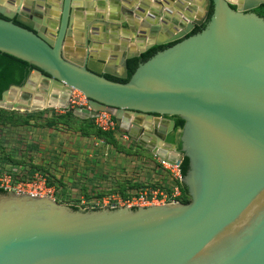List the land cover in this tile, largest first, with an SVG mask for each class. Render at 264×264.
Masks as SVG:
<instances>
[{"label":"water","instance_id":"1","mask_svg":"<svg viewBox=\"0 0 264 264\" xmlns=\"http://www.w3.org/2000/svg\"><path fill=\"white\" fill-rule=\"evenodd\" d=\"M117 1L46 0L45 12L36 1L32 15L29 6H0V51L33 66L22 84L2 91L0 107H58L79 118L107 111L155 156L188 159L180 182L189 201L74 208L3 188L0 264H264V17L252 11L264 0H153L157 9L177 8L182 21L166 15L158 38L159 26L148 24L146 42L122 49L120 71L116 54L104 59L109 39L117 46L118 28L135 32L146 4ZM154 45L167 46L128 77V60ZM74 90L90 108L70 106ZM172 132L179 149L167 140Z\"/></svg>","mask_w":264,"mask_h":264},{"label":"rangeland","instance_id":"2","mask_svg":"<svg viewBox=\"0 0 264 264\" xmlns=\"http://www.w3.org/2000/svg\"><path fill=\"white\" fill-rule=\"evenodd\" d=\"M0 109L5 110V114L13 110L16 112L37 110L6 107ZM47 109L43 113L44 116L66 110L58 107ZM35 124L0 122V166L9 169L17 165L24 171L31 164L41 165L45 169L44 172L61 178L65 184V187L60 185L58 188L59 194L65 191L67 202L57 200L58 202L69 201L79 205L80 208H89L99 202L98 207H103L109 206L102 204L103 199L112 200L115 197H122L120 188H125L128 193L135 195L144 189L166 190L167 187L172 186L171 173L150 150L136 143L132 144V150L129 152L126 149L128 148L126 144L130 143L128 140L125 143L121 142L125 148L122 152L114 148L115 151L111 155H103V151L93 144L91 137L82 136L74 129L42 127ZM3 174L11 175L8 172ZM35 174L44 176L40 172H35L33 175ZM51 180L57 182L53 178ZM133 182L144 186L138 188L139 185ZM84 192L90 196L89 199L84 196ZM98 193L101 194L100 197Z\"/></svg>","mask_w":264,"mask_h":264},{"label":"trees","instance_id":"3","mask_svg":"<svg viewBox=\"0 0 264 264\" xmlns=\"http://www.w3.org/2000/svg\"><path fill=\"white\" fill-rule=\"evenodd\" d=\"M234 7V6H232ZM255 13H257L260 16L264 17V3H261L259 6L254 8L253 10ZM201 27L194 28L190 34L195 33L199 31ZM167 45H154L142 54L140 56L129 59L128 60V77L131 75V73L134 71L136 66L139 62H142L149 58L151 55H153L156 51L166 47ZM33 66L28 64L26 61L17 58L13 55H10L5 52L0 51V97L3 90L9 87L11 84H22L26 76L29 74V72L32 70ZM109 78L113 80H120V81H126V79H117L114 77ZM48 110L47 108L44 109H37L30 112H16L13 110V112H9L8 114H5V110L3 111L0 109V122H10V123H18L19 125H39L42 127H50V128H57V127H64V129H70L75 130L80 133L82 136L91 137L93 144L95 146H99L100 149L103 151V155H111V153L114 150V148L122 152L124 148V145L121 144V142L130 141V143H127L126 148L129 151H131L132 144L136 143L138 146L144 148L143 146L139 145L137 142L133 141L132 139L124 140L120 137L119 127L117 126L115 131H103L99 129L95 123L94 118H79L78 116H75L72 112H69L65 110L62 113L53 112L50 116H44V111ZM175 120V128H181L183 125V121L179 119L178 117H173ZM41 121V122H38ZM102 139L104 140V143L102 144H95L96 140ZM171 142H174L173 138H170ZM123 145V146H122ZM180 148L179 142H177V149ZM130 149V150H129ZM148 150L147 148H145ZM119 152H117L119 154ZM16 162V160H14ZM16 165V164H15ZM21 166L17 167H11L9 169L4 168L3 166H0V174H3L4 172H8L11 174L12 178L14 180H21V181H27L31 180L33 178V174L35 172H40L42 175L45 176L46 184L48 186H52L54 189V198L58 201L60 200H66L65 198V191L63 190L61 194H59V186L62 185V187H65V184L63 183L61 178H56L53 174H48L47 172H44L45 169L39 165V164H31L29 168H26L24 171L20 168ZM188 167V159L184 157L180 163V172L181 175H183L186 172V169ZM20 168V169H19ZM50 178V179H49ZM54 179L57 182H54L51 179ZM174 183V182H173ZM138 188L143 187L144 185L141 183L133 182ZM179 185L182 196L179 198L182 202H188L189 197L186 192V188L181 184L180 180L177 182ZM132 187V186H130ZM156 187V186H154ZM143 189V188H142ZM170 188L167 187L166 190L168 191ZM3 188H0V192H5ZM122 197L126 198L131 196L130 193L127 192V189L120 188L119 189ZM84 196L89 199L90 196L84 192ZM98 196L100 197L101 194L98 193ZM67 202V201H65ZM68 204H70L74 208H79L80 206L77 204H73L68 201ZM88 208V207H87Z\"/></svg>","mask_w":264,"mask_h":264},{"label":"built area","instance_id":"4","mask_svg":"<svg viewBox=\"0 0 264 264\" xmlns=\"http://www.w3.org/2000/svg\"><path fill=\"white\" fill-rule=\"evenodd\" d=\"M70 106H79L90 108L88 105L87 98L77 90L72 91L71 96L69 98ZM95 125L103 130V131H115L117 128V123L114 120L113 116L107 111H100L98 115L94 118ZM119 129V128H118ZM120 137L124 140H128L129 136L126 132L119 129ZM104 140L99 139L95 141V144H102ZM159 162L163 165L165 169H167L173 178V184L171 188L166 191L159 188L142 190L135 195H131L129 197H115L112 200L103 199L102 204L109 206H128V207H144L152 204H162L165 202H172L179 200L182 196V191L177 184L180 180V163L170 164L165 160L159 158ZM11 181H15L17 183H12ZM0 188H5L7 191L13 190L17 193H31L34 195L40 196H51L53 197L54 189L46 184V178L41 175H33L31 180L27 181H19L13 180L11 175L0 174ZM95 206H99V202L95 204Z\"/></svg>","mask_w":264,"mask_h":264},{"label":"crops","instance_id":"5","mask_svg":"<svg viewBox=\"0 0 264 264\" xmlns=\"http://www.w3.org/2000/svg\"><path fill=\"white\" fill-rule=\"evenodd\" d=\"M2 1H6V0H2ZM20 1V4L21 6H23L25 4V1L26 0H19ZM37 2H44L46 0H36ZM48 1H51V0H48ZM142 2H144V4H146V9L145 11L141 12L139 14V19L137 22H134L133 25L136 27L135 29V32L132 31L131 29H128V30H125L123 28H118V33H117V36H116V44L117 46H113L109 39V44L107 47H108V53L104 55V59L107 58L108 56H110L111 54H116L117 55V60L115 61V65L117 66L116 70L117 71H120V66H119V57H120V54L122 53V49H126V50H130V49H136L139 47V45H141V42L144 43L146 42L149 37L151 36V33L149 31V28H148V24H153V25H157L159 26V30L154 34V37L158 38L159 36H162L165 34L164 32V27H165V21H166V15L169 17H175L177 18L178 20L182 21L181 17L182 15L179 14V10L177 8H174L173 6H167L166 4H163L161 5L160 8H155L153 6V0H141ZM163 1V0H162ZM176 1V0H175ZM109 4V3H108ZM138 2H133L132 6L133 8L136 9V6H137ZM172 4H174V1L172 2ZM108 5L105 6V12H101L103 14L106 15V17L110 15L109 13V9L107 8ZM42 7V6H41ZM98 7V6H97ZM167 7H170V9L172 10V14H168L166 12V9ZM11 8V7H9ZM23 8V7H21ZM38 9V8H37ZM42 9V8H40ZM23 10V9H22ZM96 12L97 9H95ZM162 11V13H160ZM100 13V12H98ZM100 13V14H101ZM149 13H153L154 14V17L152 20L148 19V15ZM197 13V12H195ZM120 15H121V12L119 10L118 14L116 13L115 16H112L114 20H121L120 19ZM133 15L136 16V13H134ZM92 19V17H91ZM90 19V20H91ZM132 25V24H131ZM112 26H115V25H112ZM166 27H168V29H170L171 31H174L173 29V25L170 24V22H168V24L166 25ZM145 29L146 30V33L143 34V33H140V30L141 29ZM124 33L128 34L129 38L128 39H124L123 35ZM124 40V41H123ZM95 46H97V53L95 54L96 55V58H99V57H102V54H101V50L106 46L105 43H100V44H96ZM108 61L107 59L105 60V64H107ZM169 153H171L172 151H168ZM173 153V152H172ZM158 159L159 157L156 156ZM173 184V183H172Z\"/></svg>","mask_w":264,"mask_h":264},{"label":"flooded vegetation","instance_id":"6","mask_svg":"<svg viewBox=\"0 0 264 264\" xmlns=\"http://www.w3.org/2000/svg\"><path fill=\"white\" fill-rule=\"evenodd\" d=\"M48 1V0H47ZM36 3V0H26L25 1V4L23 5V6H21V4H20V1L19 0H15V4H14V7H11V6H9L8 4H7V0L6 1H2V0H0V6L1 7H5L6 8V11H9V10H16V6H20V8L21 7H23V8H25V6H29L30 7V10L27 12V14H31V13H33L34 12V4ZM120 5V4H122V1L121 0H119V1H117V2H115L114 3V5L116 6V5ZM42 7V9L40 10V11H43V12H45L47 9L48 10H50L51 11V6L50 7H47L46 6V4H45V1L44 2H42V5H41ZM9 7H11V8H9ZM23 8H21V10L23 9ZM38 10V9H37ZM254 10V9H253ZM252 10V11H253ZM211 12H212V6H210V9H209V11H208V13H207V16H206V18L204 19V21H203V23L201 24V25H195V27L194 28H196V27H203L204 25H205V22L208 20V18H209V16H210V14H211ZM17 14V13H16ZM15 14V15H16ZM32 15V14H31ZM1 16V15H0ZM15 17L16 16H14L13 17V21L15 22ZM88 17V16H87ZM193 28V29H194ZM200 28V29H201ZM192 29V30H193ZM199 29V30H200ZM167 45H170V44H167ZM111 77V76H110ZM170 138H173L174 139V141L176 140V132H172V133H169L168 134V136H167V140L168 141H170ZM171 142V141H170ZM176 142V147H177V141H175Z\"/></svg>","mask_w":264,"mask_h":264},{"label":"bare ground","instance_id":"7","mask_svg":"<svg viewBox=\"0 0 264 264\" xmlns=\"http://www.w3.org/2000/svg\"><path fill=\"white\" fill-rule=\"evenodd\" d=\"M29 109H30V108H29ZM168 155H169V158H171V159L175 157V154H174V153H172V152H171V153H169ZM166 162H167V161H166ZM167 163H169V162H167Z\"/></svg>","mask_w":264,"mask_h":264}]
</instances>
